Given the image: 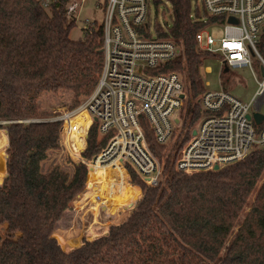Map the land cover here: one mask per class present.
Here are the masks:
<instances>
[{"label": "trees", "instance_id": "trees-1", "mask_svg": "<svg viewBox=\"0 0 264 264\" xmlns=\"http://www.w3.org/2000/svg\"><path fill=\"white\" fill-rule=\"evenodd\" d=\"M43 1L0 0V130L7 134V148L0 136V173L5 148L7 156L0 183V264H264V148L218 171L176 170L177 152L201 117L197 100L206 90L203 64L210 56L197 50L194 36L215 23L195 0L154 1L156 8L167 3L171 12L170 26L155 22L156 36L182 47L178 59L155 72L179 73L187 97L184 122L171 145L159 146L143 127L150 151L162 162L160 183L149 188L132 175L141 190L140 196L130 187L133 208L95 239L81 233L78 241L68 240L59 225L72 214L68 210L85 188L87 169L77 163L72 175L58 167L41 171L47 149H58L62 123L52 121L60 114L42 111L40 99L70 93V111L85 102L101 73L103 32L86 26L81 40H71V0H50L47 7ZM257 48L264 57V33ZM84 127L70 133L78 152ZM105 142L93 123L81 157L92 159ZM104 177L105 168H95L88 181ZM83 206L93 223L101 214L111 220L95 199Z\"/></svg>", "mask_w": 264, "mask_h": 264}, {"label": "built area", "instance_id": "built-area-1", "mask_svg": "<svg viewBox=\"0 0 264 264\" xmlns=\"http://www.w3.org/2000/svg\"><path fill=\"white\" fill-rule=\"evenodd\" d=\"M75 1L71 0L67 10L72 16L83 2ZM154 1L103 0L99 26L103 32V64L98 82L79 108L52 119L62 123L58 136L62 147L73 141L67 125L79 110L88 114L89 127L96 124L98 138H105V145L92 159L81 157L78 163L85 165L87 179L95 168L111 172L113 183L108 184L106 193H121L123 185L139 188L132 184V175L149 188L158 186L162 162L150 151L143 127L150 129L156 144L167 147L174 142L184 122L187 97L182 76L174 71L155 72L178 59L182 47L171 39L156 36L157 20L151 23L149 18ZM49 2L44 0V6ZM195 3L207 17L215 19V23L194 36L197 50L219 60L225 70L252 71L254 59L261 73L264 57L257 44L264 33V0H195ZM86 26L97 27L93 22H87ZM211 26L222 28L220 38L205 34ZM197 105L201 117L177 152V171L186 174L213 171L215 166L220 169L264 148V121L257 125L252 119L264 107V76L247 103L227 91L205 90ZM80 138L84 140V136ZM87 185L88 180L86 188Z\"/></svg>", "mask_w": 264, "mask_h": 264}, {"label": "rangeland", "instance_id": "rangeland-1", "mask_svg": "<svg viewBox=\"0 0 264 264\" xmlns=\"http://www.w3.org/2000/svg\"><path fill=\"white\" fill-rule=\"evenodd\" d=\"M80 2L81 0L75 1V3L78 4ZM102 9L103 0H83L82 4H80L79 6L78 13L73 15L75 19V27L70 32V39L73 41L81 40L83 38L82 30L86 26L87 22H93L97 26H100L102 24ZM170 16V6L167 3H160L157 8L154 6V4L150 5L149 18L151 23L156 19L161 25L170 26ZM205 34L211 35L214 38H220L222 36V28L219 26H211L205 30ZM209 58L210 59H207L203 64V69L207 70L203 71L205 72L203 75L205 89L209 92H216L221 90L227 91L241 102H249L257 90V82H260L262 80L261 73L257 68L255 60L252 59V71H250L249 69L225 70L219 60H216L212 56H210ZM71 101L72 96L67 92H61L57 95L47 94L40 99V106L42 108V111H55L57 114H60L58 116L60 117L64 113L66 114L72 112L69 109ZM260 113L261 115H264V107H262ZM86 139L87 136L86 133H84V140L81 139L82 147L80 148V152L76 150V146L74 145L73 141H69L70 150H68L67 146H60V140H57L58 149H47L46 159L44 161V164H42L41 166V171L43 173H48L53 168L58 167L62 171L72 175L73 164H77L81 159V152L85 149ZM75 155H78V158H76ZM104 178L98 180L92 179L88 182L95 184L96 182H102ZM260 183L261 181L258 183V185H260ZM128 187L130 188V186ZM99 195V193L95 192L94 188L90 190H87L86 188L75 198L72 204V214H65L62 217L59 225L60 230L63 233H67L68 240L71 239L78 241L80 239L81 233L84 235V239L88 240L94 239L95 237L101 235L105 232L108 223L112 220H115L122 213H124V211L130 209L134 205L136 200L135 198L134 202L129 207H127L119 216L114 218L108 216L111 220L106 219L103 214H101L98 222L95 224L93 223V216L91 215V212L86 210L87 207L84 208L83 203L89 198H93L96 201V198ZM100 207L105 213V209L103 208V206L100 205ZM246 210H248V208H245V211ZM235 230L236 228L234 229V231ZM70 246L71 245H69V247Z\"/></svg>", "mask_w": 264, "mask_h": 264}, {"label": "bare ground", "instance_id": "bare-ground-1", "mask_svg": "<svg viewBox=\"0 0 264 264\" xmlns=\"http://www.w3.org/2000/svg\"><path fill=\"white\" fill-rule=\"evenodd\" d=\"M90 123L91 121L88 114L84 110H79L68 123L72 124V130L70 131V133L80 131L81 125L85 124V127L83 129L84 132L82 131L81 134L82 136H84V133L89 127ZM105 173V178L102 182H96L95 184L88 182L87 190L94 188L95 192L100 194L99 196H97L96 201L101 206H103L107 216L114 218L119 216L127 207H129L134 202L135 195L131 191V188L128 187V185H123V189L121 191L122 194L115 192L106 193L107 189L110 187H108V184L113 183V177L111 175V172L107 168H105ZM133 206L131 208H133Z\"/></svg>", "mask_w": 264, "mask_h": 264}, {"label": "crops", "instance_id": "crops-1", "mask_svg": "<svg viewBox=\"0 0 264 264\" xmlns=\"http://www.w3.org/2000/svg\"><path fill=\"white\" fill-rule=\"evenodd\" d=\"M1 135H4L5 136V140H6V148H7V134H6V130H0V136ZM6 148H5V160H4V162H3V171L0 173V183L2 182V180L6 177V169H5V162H6V158H7V156H6ZM42 164H44V161L41 163V165L40 166H42ZM136 188V187H135ZM138 189V191H139V193H140V195H141V190L139 189V188H137ZM69 212L70 211H73L72 209L71 210H68ZM66 212V211H65ZM64 214V213H63ZM108 230V229H107ZM17 236H18V232H17ZM82 239L83 238H81V240H80V245H81V241H82ZM88 240V239H87ZM79 245V246H80ZM79 246H77V247H79ZM77 247H75V248H77ZM74 249V248H73ZM72 250V249H71ZM65 252H67V251H65Z\"/></svg>", "mask_w": 264, "mask_h": 264}, {"label": "water", "instance_id": "water-1", "mask_svg": "<svg viewBox=\"0 0 264 264\" xmlns=\"http://www.w3.org/2000/svg\"><path fill=\"white\" fill-rule=\"evenodd\" d=\"M231 21V20H230ZM261 75L262 76H264V70H261ZM252 119H253V121L255 122V124H260L262 121H264V115H261L260 113H258V112H255L254 114H253V116H252ZM193 134H194V132H193ZM213 171H218L219 170V168L217 167V166H215L213 169H212ZM107 234V232L104 234V235H106ZM99 237V236H98ZM97 238V237H96ZM95 239V238H94Z\"/></svg>", "mask_w": 264, "mask_h": 264}, {"label": "snow or ice", "instance_id": "snow-or-ice-1", "mask_svg": "<svg viewBox=\"0 0 264 264\" xmlns=\"http://www.w3.org/2000/svg\"><path fill=\"white\" fill-rule=\"evenodd\" d=\"M232 47H238V45H232Z\"/></svg>", "mask_w": 264, "mask_h": 264}]
</instances>
